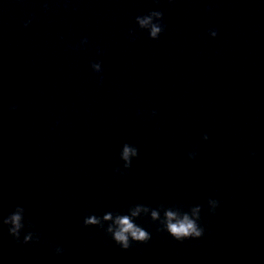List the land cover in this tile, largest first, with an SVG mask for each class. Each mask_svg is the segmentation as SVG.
Masks as SVG:
<instances>
[{"label":"water","instance_id":"1","mask_svg":"<svg viewBox=\"0 0 264 264\" xmlns=\"http://www.w3.org/2000/svg\"><path fill=\"white\" fill-rule=\"evenodd\" d=\"M150 9L159 39H128ZM136 202L200 203L205 234L144 217L152 239L122 250L82 223ZM16 204L41 239L0 228V264H264V0H0V215Z\"/></svg>","mask_w":264,"mask_h":264},{"label":"clouds","instance_id":"2","mask_svg":"<svg viewBox=\"0 0 264 264\" xmlns=\"http://www.w3.org/2000/svg\"><path fill=\"white\" fill-rule=\"evenodd\" d=\"M171 3L172 0H169ZM48 5L45 3L44 8ZM164 13L158 9H150L143 14H138L134 18L135 28H129L127 36L130 40L136 39V30L139 29L147 33L148 38L152 40L159 39L164 32L166 25L163 22ZM31 23V19L25 22V27ZM209 35L215 37L217 31L209 30ZM88 37L80 39L75 47L81 48L88 44ZM97 55H103L101 49H97ZM90 67L95 73H103V63L101 60L91 62ZM103 77L101 76V82ZM17 105H10L9 110H15ZM139 115V113H137ZM157 113L152 111L151 115ZM203 139L207 140L208 135L205 133ZM189 159L196 157V152L191 151L188 154ZM139 156L138 147L129 142H124L119 147L118 157L122 161V167L114 169L116 173L123 175L125 170L131 168L134 159ZM207 211L215 213L220 206V201L215 198H208L206 201ZM204 205L193 203L184 205L180 203H157L155 205L143 202L131 203L125 210H108L101 215L89 213L83 217L84 226H97L110 237V239L122 250H128L133 243H147L152 239V232L139 221L147 217L156 225V232L167 233L172 239L183 242L188 239H199L205 234V226L202 223V213ZM7 228L8 235L16 242L29 244L39 242L41 235L35 230L31 219L27 216V210L24 205L16 204L14 208L6 215H0V228ZM55 253L61 255L64 249L60 245L55 246Z\"/></svg>","mask_w":264,"mask_h":264}]
</instances>
